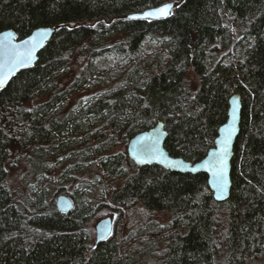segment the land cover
Listing matches in <instances>:
<instances>
[{
    "label": "trees",
    "instance_id": "obj_1",
    "mask_svg": "<svg viewBox=\"0 0 264 264\" xmlns=\"http://www.w3.org/2000/svg\"><path fill=\"white\" fill-rule=\"evenodd\" d=\"M167 1L0 0V31L21 39L56 29L37 61L0 88V264H250L263 250L264 0H173L166 17L129 16ZM103 52L114 57L107 68L95 61ZM86 87L98 89L71 103ZM234 93L240 128L226 199L213 198L205 172L129 157V138L160 120L169 154L199 159ZM88 150L100 158L98 181L66 191L73 208L61 211L40 180L50 163L74 173ZM103 183L108 197L97 192ZM97 208L112 213L113 231L91 243ZM121 219L133 226L124 237Z\"/></svg>",
    "mask_w": 264,
    "mask_h": 264
},
{
    "label": "water",
    "instance_id": "obj_2",
    "mask_svg": "<svg viewBox=\"0 0 264 264\" xmlns=\"http://www.w3.org/2000/svg\"><path fill=\"white\" fill-rule=\"evenodd\" d=\"M165 3H169L172 4V7L174 6V1H167ZM165 3L158 5V6H154V7H150L147 8L141 12H135L130 14V17H140V18H144V13L148 12V11H152L156 8L162 7ZM152 19V18H151ZM44 29H50L49 34L46 38H44L43 42H42V46H39L36 48L35 53H34V58L32 59L30 64H27L24 67H17L16 70L9 76L8 81L6 82V84L4 86L7 85V83L12 79V77L19 72L22 69L31 67L38 58V53L40 52V50L45 46L46 42L48 40H50V38L53 36V34L55 33L56 29L52 28V27H48V26H41V27H37L35 29H33L27 36H25L24 38L21 39H17L16 34L13 30L11 29H5L0 31V63L3 62L4 60V56H3V52H2V48L4 46V34L5 33H11V42L13 44H21L24 40L29 39L31 36L35 35L36 33L40 32L41 30ZM228 108H227V117L226 120L221 123L218 128H217V133L214 137L213 140V145L210 146L207 151L205 152V154L200 157L197 160L191 161L188 159H184L181 156H173L170 155L169 152L167 151V149L164 147V139L167 135V130L165 128V125L162 121H157L154 125L150 126L147 129L144 130H140L138 132H136L135 134H133L128 142H127V153L129 155V157L137 164L139 165H143V164H159L162 167L169 169V170H174V171H180V172H191V173H196V172H205L207 175V184L208 187L210 188V190L212 191V195L213 198L215 200L221 201L226 199L229 196L230 193V188H231V178H230V161H231V157L233 154V144L235 141V138L239 132V123H240V110H241V100H240V96L238 94H232L229 97L228 100ZM235 109V114H236V120L235 122H233V110ZM235 129V131H233L231 133V142L228 146V154H227V171L225 173V188L223 191H221L220 189L217 188V186L212 183V181L215 179V177L212 176V173L210 171H208L205 167H203V163L204 161H209V160H213L214 153H218L219 150L222 148V144L221 141L224 140L227 136H228V132L226 131V129ZM145 138V140L143 141V143L147 144V143H151L153 140H155L156 146L159 149V152L164 154V157H167L168 160H175V161H179L180 163L177 164L176 167H172L170 166L166 160H164L163 162H161L162 158H151L147 155H145L141 148L142 145L140 143H138V141H141V138ZM135 149V151H134ZM151 160L150 163H139V160ZM193 169H196L195 171H193ZM56 207L57 209L67 212L70 211L73 208V202L71 200V198L69 196H67L66 194H59L56 197V201H55ZM112 230V218L110 216H106L103 217L101 219H99L97 221V223L95 224V232H96V242H99L103 239H105L109 233Z\"/></svg>",
    "mask_w": 264,
    "mask_h": 264
},
{
    "label": "rangeland",
    "instance_id": "obj_3",
    "mask_svg": "<svg viewBox=\"0 0 264 264\" xmlns=\"http://www.w3.org/2000/svg\"><path fill=\"white\" fill-rule=\"evenodd\" d=\"M144 44H145L146 49L152 48L154 45V41L151 40L150 38H146ZM95 61L97 62L100 68H107L108 66L113 65L114 57L109 52H103L97 56ZM185 79L190 89L194 90L198 87L199 85L198 75L194 73V71L191 68L188 69ZM94 88H87V87L81 88L80 90L72 94L70 102L76 103V100L81 99V101L85 103L88 100L87 98L89 94L93 92L94 90L98 89V87H94ZM99 88H101V86H99ZM78 108H79L78 105H73L74 110H77ZM77 141H80L78 137L74 139V142H77ZM74 152L79 154L78 150ZM87 154H89V158L86 161V164H82V168L74 171V173L72 174L64 175L62 171L63 166L55 167L54 163H50L48 165V168L50 169L51 173L45 172L44 175L42 176V179L40 180V184H43V185L45 184L49 186L50 196L53 194L54 199H55L59 194H62V193L64 194L66 193V191H72L82 182H87L92 178L97 179L96 182L98 181L99 176L96 171V164H98L100 158L94 156L92 151L90 150L87 151ZM76 159L77 158H73V162H75ZM57 161H58V157L54 158L53 162L56 163ZM22 169L24 170L23 171V175H24L25 172H27V169L25 166H23ZM15 181L16 180H14V182ZM32 185L33 184L31 183L30 186ZM58 185H61V186L63 185V188L60 190V192L58 191L56 192V187ZM86 190H87V193H89L88 192L89 190L88 189ZM111 191H112V187L107 185L106 183H103L100 187L97 188V192L104 194L106 197H108L111 194ZM106 216H110L111 218L113 217L112 213L109 212L108 210L104 208H97L93 212V214H91L88 217L87 223H88V232H89V242L93 243L95 241L96 222L99 219L106 217ZM165 217L166 215L164 214L163 218ZM120 222H121V225L118 228V232H119L118 235L120 237H124L128 235V232L133 226L129 224V221L127 219H121ZM130 245H131V242L126 244V248L122 250V254L129 248ZM158 248H160V246H158ZM249 263L250 264H264V248L258 256L251 257L249 259ZM137 264H159V263L154 262L150 259V260H147L146 262L138 261Z\"/></svg>",
    "mask_w": 264,
    "mask_h": 264
},
{
    "label": "snow or ice",
    "instance_id": "obj_4",
    "mask_svg": "<svg viewBox=\"0 0 264 264\" xmlns=\"http://www.w3.org/2000/svg\"><path fill=\"white\" fill-rule=\"evenodd\" d=\"M172 4L165 3L162 7L156 8L152 11L144 13L145 19L151 18H162L171 14ZM95 27V25H93ZM50 29H44L35 35L31 36L29 39L24 40L21 44H13L11 42V33L4 34V46L2 48L4 60L0 63V88H3L6 82L8 81L9 76L16 70L17 67H24L27 64H30L34 58V53L37 47L42 46L44 38L49 34ZM236 120L235 109L233 110V122ZM228 136L221 141L222 148L218 153H214V159L209 161H204L203 167L212 173V176L215 179L212 181L218 189L221 191L225 188V173L227 171V154L228 146L231 142V133L235 129H226ZM145 138H141V141H138L142 145V152L155 159L162 158L161 162L164 160L172 166L176 167L179 164V161L168 160L167 157H164V154L159 152V149L156 146V141L153 140L151 143H143ZM135 151V149H134ZM139 163H150L151 160H139ZM196 169H193L195 171Z\"/></svg>",
    "mask_w": 264,
    "mask_h": 264
},
{
    "label": "bare ground",
    "instance_id": "obj_5",
    "mask_svg": "<svg viewBox=\"0 0 264 264\" xmlns=\"http://www.w3.org/2000/svg\"><path fill=\"white\" fill-rule=\"evenodd\" d=\"M96 223H97V222H96ZM112 231H113V222H112V230H111V232L109 233V235L112 233ZM109 235H108V236H109ZM108 236H107V237H108ZM107 237H106V238H107ZM106 238H105V239H106ZM105 239H103V240H105ZM103 240H101V241H103ZM94 242H95V243H98V242H96V232H95V241H94Z\"/></svg>",
    "mask_w": 264,
    "mask_h": 264
}]
</instances>
